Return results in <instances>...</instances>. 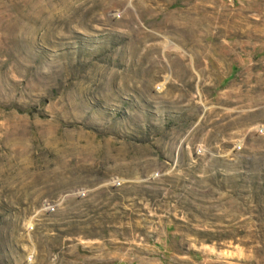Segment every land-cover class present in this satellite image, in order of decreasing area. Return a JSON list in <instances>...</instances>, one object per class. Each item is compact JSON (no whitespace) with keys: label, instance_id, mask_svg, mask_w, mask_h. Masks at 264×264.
Instances as JSON below:
<instances>
[{"label":"rangeland","instance_id":"1","mask_svg":"<svg viewBox=\"0 0 264 264\" xmlns=\"http://www.w3.org/2000/svg\"><path fill=\"white\" fill-rule=\"evenodd\" d=\"M0 264H264V0H0Z\"/></svg>","mask_w":264,"mask_h":264},{"label":"built area","instance_id":"2","mask_svg":"<svg viewBox=\"0 0 264 264\" xmlns=\"http://www.w3.org/2000/svg\"><path fill=\"white\" fill-rule=\"evenodd\" d=\"M50 209H52V208H50Z\"/></svg>","mask_w":264,"mask_h":264}]
</instances>
